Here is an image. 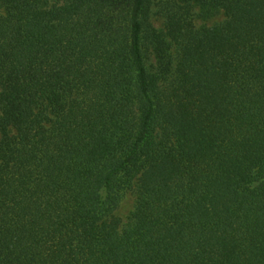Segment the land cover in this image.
I'll list each match as a JSON object with an SVG mask.
<instances>
[{
	"label": "trees",
	"instance_id": "obj_1",
	"mask_svg": "<svg viewBox=\"0 0 264 264\" xmlns=\"http://www.w3.org/2000/svg\"><path fill=\"white\" fill-rule=\"evenodd\" d=\"M154 5L0 0V264H264V0Z\"/></svg>",
	"mask_w": 264,
	"mask_h": 264
},
{
	"label": "rangeland",
	"instance_id": "obj_2",
	"mask_svg": "<svg viewBox=\"0 0 264 264\" xmlns=\"http://www.w3.org/2000/svg\"><path fill=\"white\" fill-rule=\"evenodd\" d=\"M155 5L153 6V21L156 27L164 29L165 28V17L164 13L167 9V7L170 5V0H154ZM223 18V16L215 18L211 21L204 22L200 20L199 18L196 19V23L198 26L202 25H211L215 21H219ZM135 197L133 195H127V197L123 200L121 206L119 207L117 211V215L120 218L121 221L125 222L128 219V216L133 208Z\"/></svg>",
	"mask_w": 264,
	"mask_h": 264
}]
</instances>
